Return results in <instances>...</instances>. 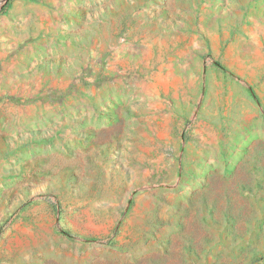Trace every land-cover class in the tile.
<instances>
[{"label":"rangeland","instance_id":"374dc122","mask_svg":"<svg viewBox=\"0 0 264 264\" xmlns=\"http://www.w3.org/2000/svg\"><path fill=\"white\" fill-rule=\"evenodd\" d=\"M257 104L264 0H0V264H264Z\"/></svg>","mask_w":264,"mask_h":264},{"label":"crops","instance_id":"0c3cea01","mask_svg":"<svg viewBox=\"0 0 264 264\" xmlns=\"http://www.w3.org/2000/svg\"><path fill=\"white\" fill-rule=\"evenodd\" d=\"M243 113L241 124L237 126L244 132L242 133V139L251 138V134L253 136L258 135V137L264 135V106L257 104ZM261 130H263L262 133Z\"/></svg>","mask_w":264,"mask_h":264},{"label":"water","instance_id":"95a60500","mask_svg":"<svg viewBox=\"0 0 264 264\" xmlns=\"http://www.w3.org/2000/svg\"><path fill=\"white\" fill-rule=\"evenodd\" d=\"M7 1V0H6Z\"/></svg>","mask_w":264,"mask_h":264}]
</instances>
